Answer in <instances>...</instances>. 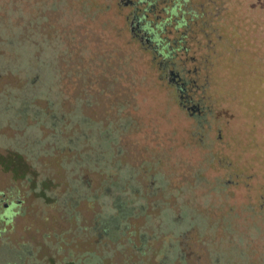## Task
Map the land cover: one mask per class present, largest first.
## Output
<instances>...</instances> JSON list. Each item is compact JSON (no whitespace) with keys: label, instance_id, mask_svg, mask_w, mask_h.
<instances>
[{"label":"rangeland","instance_id":"obj_1","mask_svg":"<svg viewBox=\"0 0 264 264\" xmlns=\"http://www.w3.org/2000/svg\"><path fill=\"white\" fill-rule=\"evenodd\" d=\"M194 1L209 138L111 0H0V188L23 200L0 257L264 264V0H217L212 18Z\"/></svg>","mask_w":264,"mask_h":264},{"label":"flooded vegetation","instance_id":"obj_2","mask_svg":"<svg viewBox=\"0 0 264 264\" xmlns=\"http://www.w3.org/2000/svg\"><path fill=\"white\" fill-rule=\"evenodd\" d=\"M205 1L210 7L203 13L207 15V18H212L217 14V0ZM198 4L195 1L193 3V0H111L103 6L112 8L115 17L123 16L128 23L132 38L140 41L145 49L151 51L153 58L159 57L160 77L166 78L168 83L174 86L178 92V104L195 121L196 126L203 127L205 122L208 124V129L204 131H206V138H209L211 123L207 120V116L210 114L208 112L210 105L205 103L203 98L207 80H201L205 66L196 62L193 54L187 55L194 40L190 24L202 17V12L195 7ZM172 23H174L173 28L166 29V25ZM181 26H183L182 29H180ZM114 28L117 34L121 35V25H115ZM56 118V113H49V119ZM209 147L212 145L209 144ZM102 183L104 188L109 186L106 179ZM113 183L119 184V190H121L127 182L122 179ZM14 190L17 188L10 189L7 182L0 188V234L5 232L6 225L11 223L21 211L20 204L23 200L21 197H16ZM139 190L137 185L132 184L131 191L134 194H137ZM132 199H134L133 196ZM58 200L64 203L63 198ZM136 207V204L132 203L124 207V211L127 209L129 214H133ZM107 221L96 219L90 232H95L99 237L109 235L114 229L108 230L105 227L104 223ZM15 253L0 257V264H29L20 251ZM71 263L73 264L72 261Z\"/></svg>","mask_w":264,"mask_h":264},{"label":"trees","instance_id":"obj_3","mask_svg":"<svg viewBox=\"0 0 264 264\" xmlns=\"http://www.w3.org/2000/svg\"><path fill=\"white\" fill-rule=\"evenodd\" d=\"M21 110H22L21 112H23L25 110V106H23Z\"/></svg>","mask_w":264,"mask_h":264}]
</instances>
